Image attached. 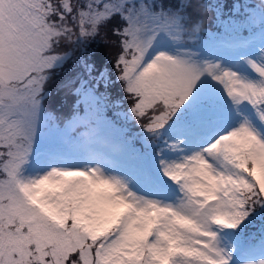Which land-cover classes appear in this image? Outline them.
<instances>
[{"label":"snow or ice","instance_id":"snow-or-ice-1","mask_svg":"<svg viewBox=\"0 0 264 264\" xmlns=\"http://www.w3.org/2000/svg\"><path fill=\"white\" fill-rule=\"evenodd\" d=\"M194 3L0 0V264H264V0L213 4L223 32L207 40L161 31L207 7ZM114 17L124 125L98 92L108 74L85 63L83 112L39 149L56 47ZM132 118L146 135L128 137Z\"/></svg>","mask_w":264,"mask_h":264},{"label":"rangeland","instance_id":"rangeland-1","mask_svg":"<svg viewBox=\"0 0 264 264\" xmlns=\"http://www.w3.org/2000/svg\"><path fill=\"white\" fill-rule=\"evenodd\" d=\"M56 3H59V0H55ZM71 2L73 4H77L82 6V4L86 3V0H71ZM157 6L159 5H163L165 8H168L167 5H164L162 0H155ZM245 2V0H238V3L243 4ZM250 3L252 4H258L260 2V0H249ZM182 3L181 2H173L171 5V7L174 8H178ZM226 13H230L231 10H225ZM71 18L69 17V20ZM195 17H191L190 20L186 21V24L190 27L192 24L196 23L197 21H195ZM203 21V20H202ZM123 21L120 20L119 17H114L111 21H109L108 23L104 24L103 26H101L100 28V34L97 35L96 37H94L95 39H101L102 41V37H105L109 40V42L111 44H113V40L115 39V42L118 44L120 37L113 35V28L117 27V26H122L123 25ZM216 29H205L204 27V31L200 33V35L207 40L209 37L207 35V32H213V33H222L223 32V27L218 25V24H214L213 26ZM104 30L105 32L102 33L101 31ZM78 33V32H77ZM247 34V33H245ZM72 38L76 39L75 36H73ZM57 50V49H56ZM58 51V50H57ZM67 58L65 60H63L61 62V64L55 68H60L59 70H61V74L59 75V78L57 80V88H58V92L61 95V97H71V92L76 88L77 85H79V83L81 82L80 79L83 76H87L88 79V86L90 87L92 84L95 83V80H92L89 78L88 72L85 70V63L90 64L92 66H94V71H92L91 75L93 77L99 75V73L101 72H106L110 78V82L107 85H103V93H107L109 100V108L107 110V116L110 119H113L117 122L118 125H124V121L115 116L114 113L116 112H126L128 111V109L131 107L132 101L131 99H129L128 94H126L123 90V83L120 82L117 79V76L119 74V70L115 67L116 61L114 60H110V67L106 70V68H104V71H101L99 73L96 72V69L99 67V59H91L88 62H81L80 61V57H78L77 59H73L72 56L70 54H67ZM112 76H115L116 78L113 79ZM119 102L120 103V107H112L111 105L114 104L115 102ZM44 103V102H43ZM45 110L47 113H50L52 115V119L50 121L47 122V126L43 129V134L45 136H42L40 138V141L37 145V147L39 149H47L49 147L54 146L55 144V132L57 128H63L65 123L68 121V119L75 113V111L69 112H63V110L61 108H59V112L57 111V109L55 110L50 109L51 111H48L47 109H49L48 107L45 106ZM84 108H80V112H83ZM147 118H144L143 120H146ZM147 122V121H146ZM141 123H143V121L141 120ZM126 127L128 129L127 131V135L130 139L133 138L134 134L139 133L141 136L146 135L144 132H142V128L140 127V125L138 123H136L135 118H132L127 124ZM51 136V137H49ZM133 144L135 145V147L140 148L141 150H143V144L141 143V140L139 137L133 139ZM256 228H253L252 231H256ZM258 232V230H257Z\"/></svg>","mask_w":264,"mask_h":264},{"label":"trees","instance_id":"trees-1","mask_svg":"<svg viewBox=\"0 0 264 264\" xmlns=\"http://www.w3.org/2000/svg\"><path fill=\"white\" fill-rule=\"evenodd\" d=\"M181 2L184 3L185 0H162L164 5H167L168 8H172L171 4L173 2ZM220 2V0H198V3H194L193 7H199L200 5L207 4L206 8H201L199 13H195L192 11V8L188 9V12L191 13V17H195V21L203 20V24L205 29H213L214 24H218L216 20V12L212 8V5ZM234 2L238 3V0H223V3L225 4V10H232V5ZM84 3L82 4V6ZM70 21V20H69ZM75 28V26L73 25ZM216 29V28H214ZM102 33L105 31L102 30ZM78 35L76 32L75 36ZM75 40L74 38H72ZM58 51H57V50ZM55 51L59 54H70L73 55V59H77L80 57V61L88 62L91 59H99V67L96 69V72L99 73L101 71H104V68L106 70L110 67V60L116 61L117 54L120 51L119 48V42L118 44L115 42V39L113 40V44L109 42V40L105 37H102L101 39H95L91 38L88 41H82L80 43H69L67 40L61 41V43L56 47ZM84 63V62H83ZM60 68H54L51 70V76L48 80L46 86H45V99L44 104L48 111H51L50 109H57L58 113L59 108L63 110V112L69 111V112H80V108H84L83 104L78 105V100L80 97L74 93V90L71 92V97H61V95L58 92L57 88V80L59 78V75L61 74ZM113 79H115V76H112ZM87 76H83L80 79L81 80H87ZM81 82L79 85L76 86V88L80 87ZM103 85H105L103 82L99 85L98 92L103 93ZM75 88V89H76ZM74 110V111H73ZM143 123H146V120H142ZM143 132V130H141ZM257 231V230H256Z\"/></svg>","mask_w":264,"mask_h":264},{"label":"clouds","instance_id":"clouds-1","mask_svg":"<svg viewBox=\"0 0 264 264\" xmlns=\"http://www.w3.org/2000/svg\"><path fill=\"white\" fill-rule=\"evenodd\" d=\"M189 0H185V3H188ZM179 14L175 11L170 13L161 23L160 29L166 33H175L181 38L187 39L190 42H194L196 37L203 32L204 24L197 21L192 24L190 27L188 25H182V22L177 19ZM182 25V26H178ZM91 127V125H89ZM74 135H80L83 133L84 138H89L90 133L82 127H74L72 129ZM70 142V141H69Z\"/></svg>","mask_w":264,"mask_h":264}]
</instances>
